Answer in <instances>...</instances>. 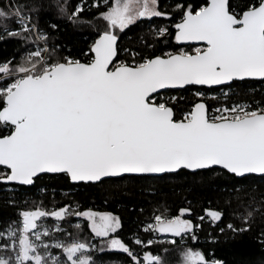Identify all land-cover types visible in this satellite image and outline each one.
Masks as SVG:
<instances>
[{
    "label": "snow or ice",
    "instance_id": "snow-or-ice-1",
    "mask_svg": "<svg viewBox=\"0 0 264 264\" xmlns=\"http://www.w3.org/2000/svg\"><path fill=\"white\" fill-rule=\"evenodd\" d=\"M43 12L53 17L46 27ZM63 22L92 30L80 58L55 43ZM138 23L148 25L151 40L122 47L120 34ZM170 39L182 46L165 51ZM10 40L25 49L19 59L0 61V184L11 191L35 187L44 174H62L73 185L185 170L264 175V102L230 100L234 84L264 79V0H4L0 43ZM173 89L192 98L166 94ZM235 198L244 226L227 224L233 236L250 231L257 212L264 219V199L257 208L254 196ZM23 205L0 231V264H97L96 255L109 251L125 256L118 264H168L170 249L156 252L158 244L172 245L178 264H224L187 246L204 220L186 218L190 207L158 210L128 239L112 212ZM10 206L19 207L15 199ZM207 215L222 222L224 212ZM49 217L55 232L42 223ZM71 217L85 219L91 240L66 233L61 223Z\"/></svg>",
    "mask_w": 264,
    "mask_h": 264
},
{
    "label": "trees",
    "instance_id": "trees-1",
    "mask_svg": "<svg viewBox=\"0 0 264 264\" xmlns=\"http://www.w3.org/2000/svg\"><path fill=\"white\" fill-rule=\"evenodd\" d=\"M4 0H0L2 4ZM76 2V0H73ZM162 5L167 6L172 0H161ZM198 2V0H193ZM202 2V0H200ZM94 11V9H92ZM90 18V17H89ZM53 17L47 12L41 13L39 23L46 27ZM157 24L171 23L154 18ZM57 45L71 50V54L77 58L81 53L88 52L92 43V30L87 28L75 29L67 22L61 23L60 31L52 33ZM141 38L151 40V35L146 23H138L120 34L122 47L139 49L142 47ZM174 39L168 41L167 50L181 47ZM195 46V45H194ZM161 47L157 43V50ZM25 52L20 41L10 40L0 43V61L16 57L19 59ZM68 55L67 51L62 53ZM121 59L125 57L123 54ZM169 96H184L191 99V92L179 90H166ZM223 99V98H221ZM231 101L239 100L253 104L264 102V80H245L233 85ZM219 106V105H217ZM219 169L213 172L202 171L198 175H191L185 170L181 175L164 176H125L124 179L111 178L103 184H71L64 175L44 174L36 182L35 187H21L11 191V186L0 184V231L6 229L11 222L19 219L17 213L24 207L23 201L33 204H43L45 209L52 210L57 204L69 203L72 210H88L100 212H112L121 218L123 228L120 235L131 239L142 227L145 221H149L158 210L168 209L173 214H179V210L185 207L191 208V215L186 218L200 224L199 217H204L202 226L197 228L199 239L193 241L187 239V246L203 250L209 259L213 257L224 264H264V219L259 212L250 231L233 236L227 231L226 225L232 223L243 227L239 219L238 201L236 196H254L259 201L264 199V175H247L246 178L217 175ZM237 189L241 190L237 193ZM15 199L19 207L10 206V201ZM247 202L246 200L244 201ZM209 210H221L224 212L222 222H213L207 215ZM53 228L55 232L56 219L49 217L43 222ZM77 225H82L78 229ZM61 227L73 237L91 240V233L85 219L71 217L61 223ZM220 228H225L223 235ZM141 237L152 238L144 232H139ZM58 239H66L67 236H59ZM215 239V242H214ZM179 243V241H178ZM153 250L160 252L162 247L169 248L166 256L168 264H177L180 257L172 245H153ZM97 264H118L125 256L121 253L109 251L96 255Z\"/></svg>",
    "mask_w": 264,
    "mask_h": 264
},
{
    "label": "water",
    "instance_id": "water-1",
    "mask_svg": "<svg viewBox=\"0 0 264 264\" xmlns=\"http://www.w3.org/2000/svg\"><path fill=\"white\" fill-rule=\"evenodd\" d=\"M195 46H198V45H195ZM247 80H264V79H262V78H249V79H247ZM173 90H174V89H173ZM248 175H251V174H248ZM253 175L263 176V175H261V174H253ZM126 176H132V175H126ZM152 176H154V175H150V176H148V177H152Z\"/></svg>",
    "mask_w": 264,
    "mask_h": 264
},
{
    "label": "rangeland",
    "instance_id": "rangeland-1",
    "mask_svg": "<svg viewBox=\"0 0 264 264\" xmlns=\"http://www.w3.org/2000/svg\"><path fill=\"white\" fill-rule=\"evenodd\" d=\"M115 215V214H114ZM117 216V215H116ZM84 219V218H83ZM44 221H42V223H43ZM179 262V261H178ZM178 264V263H177Z\"/></svg>",
    "mask_w": 264,
    "mask_h": 264
}]
</instances>
